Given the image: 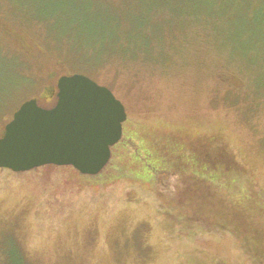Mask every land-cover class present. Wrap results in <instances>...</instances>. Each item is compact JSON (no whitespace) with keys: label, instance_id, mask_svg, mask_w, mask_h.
Here are the masks:
<instances>
[{"label":"rangeland","instance_id":"374dc122","mask_svg":"<svg viewBox=\"0 0 264 264\" xmlns=\"http://www.w3.org/2000/svg\"><path fill=\"white\" fill-rule=\"evenodd\" d=\"M11 71L22 86L0 98V136L79 71L126 120L98 175L0 169V264H252L156 184L178 170L264 199V0H0V75Z\"/></svg>","mask_w":264,"mask_h":264},{"label":"water","instance_id":"95a60500","mask_svg":"<svg viewBox=\"0 0 264 264\" xmlns=\"http://www.w3.org/2000/svg\"><path fill=\"white\" fill-rule=\"evenodd\" d=\"M49 109L28 100L13 113L0 136V169L22 173L53 165L84 176L98 175L110 148L122 136L126 112L113 94L81 74L56 82Z\"/></svg>","mask_w":264,"mask_h":264},{"label":"trees","instance_id":"16d2710c","mask_svg":"<svg viewBox=\"0 0 264 264\" xmlns=\"http://www.w3.org/2000/svg\"><path fill=\"white\" fill-rule=\"evenodd\" d=\"M136 27L139 35L144 33L143 23H137ZM91 49L84 47L81 50H74V53L76 55L82 53L81 59L91 60V57H88V52L93 56ZM119 52L122 53V57L126 56L121 49ZM76 73L83 75L82 71L74 74ZM9 78L10 81L4 75H0L1 99L2 95L16 92L18 85L22 86L20 76L12 72ZM51 95L52 90L48 89L41 99H51ZM227 187V192L223 195L204 179L173 170L163 174L157 182L156 195L169 207L182 209L183 205L190 208L189 210L192 209L195 221L231 233L239 249L251 259L252 264H264V199L255 190L250 194L247 189H238L236 183L232 181L228 182ZM184 209L186 208L182 210Z\"/></svg>","mask_w":264,"mask_h":264},{"label":"flooded vegetation","instance_id":"af4514ba","mask_svg":"<svg viewBox=\"0 0 264 264\" xmlns=\"http://www.w3.org/2000/svg\"><path fill=\"white\" fill-rule=\"evenodd\" d=\"M65 76H67V75H65ZM48 89H50V90H52V93L55 91V97H56V93H57V88H56V84H55V86H47L44 90H43V93L44 92H47L48 91ZM52 100V99H51ZM51 100L49 101V102H51ZM55 105V102L52 104V106H54ZM51 106V107H52Z\"/></svg>","mask_w":264,"mask_h":264}]
</instances>
